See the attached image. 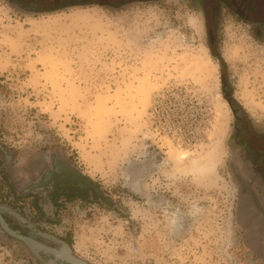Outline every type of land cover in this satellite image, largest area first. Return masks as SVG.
Instances as JSON below:
<instances>
[{"label":"rangeland","instance_id":"rangeland-1","mask_svg":"<svg viewBox=\"0 0 264 264\" xmlns=\"http://www.w3.org/2000/svg\"><path fill=\"white\" fill-rule=\"evenodd\" d=\"M224 41L221 72L179 0L44 15L0 0V135L16 170L57 150L118 204L42 221L88 264H264L239 216L220 83L264 123V43L232 19ZM0 264L38 263L0 242Z\"/></svg>","mask_w":264,"mask_h":264},{"label":"flooded vegetation","instance_id":"flooded-vegetation-1","mask_svg":"<svg viewBox=\"0 0 264 264\" xmlns=\"http://www.w3.org/2000/svg\"><path fill=\"white\" fill-rule=\"evenodd\" d=\"M7 1L20 5L25 12L44 15L82 7L116 9L131 4H159L163 0ZM179 1L184 4L187 10L200 14L206 39L217 58L221 56L218 55V51L225 42L226 23L230 19L235 20L241 27L246 26L255 39L264 43V0ZM232 89L236 94V90ZM239 105L240 110L237 109L232 113L233 121L229 143L230 170L237 188L239 216L244 229L257 242L262 240L264 247V123L255 110L251 115L240 103ZM16 161L17 154L6 148L0 135V180L8 186L5 194L0 196V206L6 207L8 210V213L2 211L1 215L9 228L58 253L56 260L54 255L42 254L43 264H72L70 261L72 256L82 260L75 253L74 246L67 238L50 231L42 221L56 222L63 208L77 202H93L91 191L82 189L85 178H83L84 180L77 178L76 174H72L71 169H74L69 166V169L58 177L60 178L58 181L41 185L36 194H25V186L32 181V177L26 173L28 167L23 169L27 175L21 177L15 168ZM71 163L81 171L73 161ZM34 176L38 179L41 178V182L44 174L38 172ZM85 177L100 187L86 175ZM13 214L21 216L24 221H20ZM9 242H15L26 249L13 237H10Z\"/></svg>","mask_w":264,"mask_h":264},{"label":"water","instance_id":"water-1","mask_svg":"<svg viewBox=\"0 0 264 264\" xmlns=\"http://www.w3.org/2000/svg\"><path fill=\"white\" fill-rule=\"evenodd\" d=\"M8 3L10 4V6L12 8H14L15 10H17L18 12H20L22 14L35 15V14H31V13L23 11V9L21 8L20 5L13 4L12 2H8ZM131 5H133V4H131ZM131 5H129V6H131ZM124 8H126V7L110 9V10L120 11ZM209 50H210V54L212 55L211 48H209ZM218 55H221L220 58L214 57L213 55L212 56L214 58H216V60L218 61L220 71L222 72L223 66H222L221 60L223 59V56H222V53L220 50L218 51ZM220 83H221L222 97L224 98V100L228 104L231 112L234 113L235 110H237V109L240 110V105H239V102L237 101V99L235 98L234 90L230 87L228 78L223 74H221V76H220ZM69 166L71 168H73L74 170H76V171H74L71 169L72 174H76L77 178H79V179L85 178V180L83 179L85 184H84L82 189L91 191L90 192L91 193V199L93 202L100 203L107 208H117L118 207L117 202L114 201L112 196H110L109 194L104 192V190L102 188L94 185L90 180H88L85 177L84 173H82L81 171H79L78 169H76L73 166L70 159L65 158L57 150H49V151L43 152V153L39 154L38 157L31 162L27 171H28V174L32 177V181L29 182L25 186V188H26L25 194L26 193L27 194L28 193L36 194L41 185L43 186V184H49L53 181L54 182L58 181L60 179L58 177H60L61 174H63L65 172V170L69 169ZM38 172H43V174H44L41 182H40L41 178L38 179L34 176V174H36ZM132 189L136 192L139 191L138 187H136V185L132 186ZM2 211L8 213V210L6 209V207L0 206V242L8 244L10 237L15 238L26 248L28 253L36 261H38L42 264H43V259H44L42 254H51V255H54L56 257L55 260L57 259L58 253H56L54 250L48 248L47 246L41 244L40 242H38L32 238L21 236L17 232L10 229L7 222L5 221L3 216L1 215ZM10 215L12 216V213H10ZM13 215H14V217L19 219L20 221H22V222L24 221L21 216L16 215V214H13ZM258 253H259V256L262 259V261H264V252H262L258 248ZM70 261L72 264H88L86 261L81 260L75 256H72L70 258Z\"/></svg>","mask_w":264,"mask_h":264},{"label":"bare ground","instance_id":"bare-ground-1","mask_svg":"<svg viewBox=\"0 0 264 264\" xmlns=\"http://www.w3.org/2000/svg\"><path fill=\"white\" fill-rule=\"evenodd\" d=\"M223 56H224V59H225V61L227 62V63H229V57H228V55H227V53L224 51L223 52ZM236 99H237V101L245 108V110L246 111H248L251 115H253V111L251 110V108H250V105L247 103V101H245L242 97H241V95H237L236 94V97H235Z\"/></svg>","mask_w":264,"mask_h":264}]
</instances>
